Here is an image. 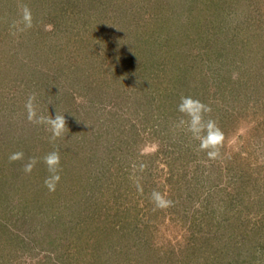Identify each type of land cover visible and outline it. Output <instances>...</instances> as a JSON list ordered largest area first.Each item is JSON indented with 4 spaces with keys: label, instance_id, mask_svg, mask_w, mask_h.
Returning a JSON list of instances; mask_svg holds the SVG:
<instances>
[{
    "label": "rangeland",
    "instance_id": "rangeland-1",
    "mask_svg": "<svg viewBox=\"0 0 264 264\" xmlns=\"http://www.w3.org/2000/svg\"><path fill=\"white\" fill-rule=\"evenodd\" d=\"M0 264H264V0H0Z\"/></svg>",
    "mask_w": 264,
    "mask_h": 264
}]
</instances>
